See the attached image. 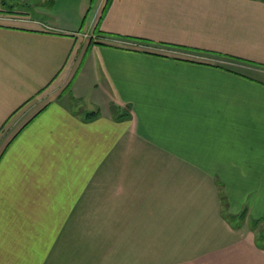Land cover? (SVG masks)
Returning <instances> with one entry per match:
<instances>
[{
	"label": "crops",
	"instance_id": "1",
	"mask_svg": "<svg viewBox=\"0 0 264 264\" xmlns=\"http://www.w3.org/2000/svg\"><path fill=\"white\" fill-rule=\"evenodd\" d=\"M88 3L0 0V264H264V0Z\"/></svg>",
	"mask_w": 264,
	"mask_h": 264
},
{
	"label": "rangeland",
	"instance_id": "2",
	"mask_svg": "<svg viewBox=\"0 0 264 264\" xmlns=\"http://www.w3.org/2000/svg\"><path fill=\"white\" fill-rule=\"evenodd\" d=\"M9 10H19L32 16H62L74 11L77 13L81 6H97L100 0H2Z\"/></svg>",
	"mask_w": 264,
	"mask_h": 264
},
{
	"label": "clouds",
	"instance_id": "3",
	"mask_svg": "<svg viewBox=\"0 0 264 264\" xmlns=\"http://www.w3.org/2000/svg\"><path fill=\"white\" fill-rule=\"evenodd\" d=\"M243 175V173H241Z\"/></svg>",
	"mask_w": 264,
	"mask_h": 264
}]
</instances>
